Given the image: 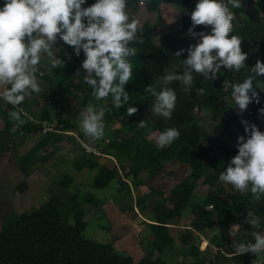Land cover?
I'll use <instances>...</instances> for the list:
<instances>
[{"label": "trees", "instance_id": "1", "mask_svg": "<svg viewBox=\"0 0 264 264\" xmlns=\"http://www.w3.org/2000/svg\"><path fill=\"white\" fill-rule=\"evenodd\" d=\"M95 2L96 0H87L82 7ZM143 2H148L157 19L155 23L148 22L138 27V41L142 42L134 40L129 44L136 52L127 58L133 67L130 80L124 85L129 100L122 108L114 106L111 94L101 100L91 95L92 88L83 80V76L87 75L82 68L84 53L81 51L77 57L68 45L58 54V59L64 65L52 68L46 56L41 57V63L37 66V76L53 84L56 91L31 93L20 105L40 119L55 120L56 117L59 123L64 124L65 130L78 128V120L87 116L86 109L89 105L97 112L101 107L108 109L103 123L109 130H113L112 142L106 145L107 137L103 136L98 139L97 144L103 146L104 152L114 160L83 155L76 167L80 171L84 168L98 169L93 182L96 189L107 188L113 180H117L123 190L130 189L127 180L128 176H132V185L141 191L145 202L151 201L153 205L152 200L157 199L153 212L158 223L150 227L155 236L153 246L160 252H163V247L172 243L166 224L180 216L191 204L195 215L193 226L197 231L218 225L220 236L214 238L215 245L235 242L237 239L234 237L238 235L231 231V227L238 225L240 239L236 242L247 246L250 240L255 239L253 233L264 235V193H257L260 197L257 200L250 192V185L248 191L240 192L232 185L220 182L219 175L226 172L232 158L238 154V137L244 136L245 140L248 138L244 131L246 125L242 121H246L247 125H256L264 133V114L261 113V109H264V87H258L264 84V77L256 76L251 71L257 60L264 64V0H237L242 5L239 9L232 8L228 0H220L235 14L229 38L232 35L241 38V53L247 54L244 67L239 72L221 67L214 79L211 78V72L208 73L209 79H206L193 71L190 91H185L182 81L174 80L167 85L177 96L170 119L154 113L156 97L145 89L151 87L159 94L165 87L163 77L172 74L174 67L177 68L174 74L183 75L182 62L188 58L189 47L199 39L187 35L192 26L191 14L198 0H126L125 11L129 22L134 20L133 15ZM175 2L189 14L182 16L179 29L170 32L166 17L171 13ZM3 6L4 0H0V8ZM193 31L208 33L211 28L200 25ZM58 37L56 42L59 41ZM182 49L183 54L175 56ZM42 66L48 68L45 75L39 71ZM249 75L254 77L253 87L248 93L250 103L240 112L230 86L233 83L242 84ZM225 80L229 84L227 88L224 87ZM200 89H203V93ZM252 91L258 93V104L252 98ZM72 94L79 97V101L72 112H65L63 102ZM121 101L123 102V96ZM37 107L40 108L39 115L35 111ZM129 107H135L137 111L129 115ZM12 111L15 109L10 107L8 117ZM207 111L220 114V132L213 133L205 128L201 114ZM66 113L70 115L66 116ZM141 122H145L144 128L139 126ZM169 128L177 129L179 138L160 148L156 139ZM26 129L34 131L31 125H27ZM78 135L85 139L84 133L80 132ZM119 138L121 142L118 141ZM178 167L180 170H190V174L170 189L167 195L154 188L142 190V174H148L150 180L170 179L176 175L174 169ZM64 180L63 188H69L73 179L66 176ZM205 186L214 188V191L207 198L198 197L196 190ZM76 193L69 204L53 198L31 212L15 214L5 220L0 227V264H134L131 257L120 254L113 245L85 238L87 223L80 209V191ZM128 194L131 196V191ZM84 200L94 208L101 207V203L91 195H87ZM160 212L163 214L160 215ZM70 216L74 219L72 224L68 221ZM257 218L259 227H254L251 221ZM187 234L191 235L192 232Z\"/></svg>", "mask_w": 264, "mask_h": 264}, {"label": "clouds", "instance_id": "2", "mask_svg": "<svg viewBox=\"0 0 264 264\" xmlns=\"http://www.w3.org/2000/svg\"><path fill=\"white\" fill-rule=\"evenodd\" d=\"M86 2L87 0H4V6L0 8V86L10 85L4 87L3 91V98L8 104L18 106L26 96L42 91L36 76L42 53L47 55L52 68L64 65V62L53 55V45L58 36L72 47L77 57L83 51L82 68L87 72L83 80L92 88L93 97L101 100L111 94L117 109L128 102L129 94L124 91V85L130 80L133 65L127 58L136 52L129 44L134 40L138 41L139 21L129 22L125 11L126 0H96L94 4L82 7ZM228 4L235 9L242 7L237 0H228ZM234 18L235 14L220 0H198L191 14L192 26L187 35L199 39L189 47L188 58L182 62L183 75H165V87L159 94L151 87L145 89L156 97L155 114L171 118L177 96L167 85L174 80L182 81L185 91H190L193 71L206 79H209L208 73L211 72V78L214 79L221 67L235 69L237 72L244 67L247 54L241 53V38L237 35L229 38ZM200 25L210 26L211 31L194 32L193 29ZM183 51L177 52L175 56L179 57ZM251 71L256 76L264 77V64L257 60ZM253 79L249 75L242 84L233 83L230 86L240 112L250 103L248 93L253 87ZM224 87H229L227 80ZM258 87H264V84ZM199 91L203 93V89ZM252 98L259 103L256 91H252ZM22 111L9 113L10 118L18 122L17 126L24 123L21 119ZM86 111L87 116L78 121L81 130L94 139L102 138L105 128L103 117L108 109L101 107L97 112L89 105ZM136 111L135 107L127 109L129 115ZM261 113L264 114V109H261ZM242 123L246 125L244 131L248 138L245 140L244 136L238 137V154L232 158L226 172L220 173L219 181L232 185L240 192L248 191L250 185V192L259 200L260 197L256 194L264 193V133L254 124L247 125L246 121ZM139 126L144 128L146 124L141 122ZM179 135L175 128L166 129L159 134L156 143L163 148L178 139ZM251 223L254 227H259L258 218ZM253 235L256 243L249 246L241 243L236 254L248 251L249 248L255 253L264 250V236L256 233Z\"/></svg>", "mask_w": 264, "mask_h": 264}, {"label": "crops", "instance_id": "3", "mask_svg": "<svg viewBox=\"0 0 264 264\" xmlns=\"http://www.w3.org/2000/svg\"><path fill=\"white\" fill-rule=\"evenodd\" d=\"M47 84L41 85L42 91L54 93L56 87ZM4 87L6 86H0V90ZM5 108L0 101V227L13 215L37 209L53 198L64 202L71 201L73 193L79 191L75 184L81 187L84 184L78 177L84 170L79 171L75 168L83 156L73 139L74 135L84 133L79 123L77 129L42 135L35 129L32 132L26 129V118L21 117L24 123L17 126L18 122L7 116L8 111ZM37 109L40 108L37 107L35 110ZM82 120L81 118L78 121ZM90 138L85 134L84 140ZM97 141L98 139L96 144ZM67 166L73 168L70 173ZM179 171V167L174 169L176 174ZM70 175L73 182L69 188H63L64 178ZM147 178L150 180V177ZM145 180H142L143 188L149 186V183L146 184L149 181ZM178 183L173 184L172 178L164 180L157 178L148 188L157 189L167 195ZM70 187H74V190H70ZM143 188V191L146 190ZM122 199V202H116L117 199L101 200V207L111 220L113 241L110 244L120 254L131 257L134 264H254V262L264 264V250L255 253L249 248L248 251L236 254V249L240 245L236 242L240 239L238 238L240 226L231 227V231L238 235L234 237L237 240L232 242L231 248L229 245L226 246L225 242L223 246H217L214 238L220 236L218 225L214 224L209 229L197 231L193 226L195 215L192 211L187 214L184 212L166 224L172 243L163 247V252H160L153 246L155 236L150 227L158 223L153 212V205L157 203V199L150 198L153 202L151 205V201L145 202L141 191L137 197L127 195ZM162 214L160 212V215ZM187 232L192 234L188 235ZM202 238L209 239V242H204ZM255 243L256 239L250 240L247 246ZM218 247L233 253V256L221 254L217 251Z\"/></svg>", "mask_w": 264, "mask_h": 264}, {"label": "rangeland", "instance_id": "4", "mask_svg": "<svg viewBox=\"0 0 264 264\" xmlns=\"http://www.w3.org/2000/svg\"><path fill=\"white\" fill-rule=\"evenodd\" d=\"M166 13L168 12L166 11ZM188 14L189 12L187 10H185L178 2H175L173 4V7H171V13L166 17V23L168 24L169 31L174 32L175 30L179 29L182 24L181 22L182 16L188 15ZM133 19L139 21L138 27H142L148 22L155 23L157 16L155 13L151 11L148 2H143L140 4L137 12L133 15ZM58 39L59 41L53 45V55L56 59H58V54L60 50L62 48H65L66 46V44L59 37ZM46 56L47 55L44 53L41 54V57L45 58ZM40 69L39 71H41V73H43L44 75L48 72V68L46 67L44 68L41 67ZM176 70H177L176 67L172 68L171 70L172 74H174ZM37 82L39 83L40 86L42 84L48 85L47 83L51 84L47 80L39 79L38 76H37ZM68 97H69L68 100L63 102V105L65 106L64 107L65 112L66 111L72 112L73 109L76 107L75 105L79 101L78 100L79 97L74 96V94ZM36 112L40 113V110L37 109ZM69 115L70 114L66 113V116H69ZM201 115H202L201 120L205 128L208 131L217 133L222 130L221 116L219 113L215 111H207V112L202 113ZM263 120H264V116H263ZM55 121H58L56 117H55ZM107 135H108V138H111V136H113V130H109V128L105 127L104 136H107ZM90 140H87V141L92 144H96L95 143L96 139L91 137ZM128 166L129 165H127L126 168H128ZM75 168L77 169V167ZM67 169H68V173H70V170H73V168H70L69 166H67ZM97 173H98V169L90 170L88 168H84V171L82 172V174H78V177H80L82 182L84 183L82 185L83 188L75 184L76 189L80 191V193H78L79 198H80L79 199L80 209L83 211L84 216H85V221L87 223V228L84 232V236L85 238L89 240H94L99 243L111 245L110 243L111 241H113V233H112V228H111V220L109 219V217L106 216L107 213L104 212L102 207L94 208L93 205L86 203L84 198L87 195H91L95 201L97 202L99 201L100 203L106 200L109 201V199H117L116 202H122L123 197L127 195L129 196L128 194L129 191H131V196H136V197L140 195V191L134 188V185H132L133 184L132 176H128V180H127L128 184L130 185V189L126 188L125 190H123L120 186V183L117 180H113L112 183L107 188L96 189L95 187H93V182H94V179ZM186 174L189 175L190 170L188 171L180 170L178 174L171 176L170 178L173 179V184H176V182H180L181 180H183L187 176ZM147 176L148 174L146 173L142 174L141 180L146 179L145 181H149V182H146V184L149 183V186H150L153 180H148L149 178H147ZM149 186L147 185L143 189H148ZM71 189L74 190V187L73 188L70 187V190ZM213 191H214V188H211L208 186L200 187L199 189L196 190V195L205 196L207 198V196ZM76 192H74L73 195L77 194ZM70 202L71 201L65 202V203L69 204ZM33 210L35 209H32L31 211ZM191 211H192V204L188 208H186L185 211H183L182 213L185 212V214H187L188 212H191ZM68 221L71 224L74 223L73 216H70L68 218ZM226 246H228V244Z\"/></svg>", "mask_w": 264, "mask_h": 264}, {"label": "built area", "instance_id": "5", "mask_svg": "<svg viewBox=\"0 0 264 264\" xmlns=\"http://www.w3.org/2000/svg\"><path fill=\"white\" fill-rule=\"evenodd\" d=\"M257 1V0H255ZM3 91L0 90V101L3 102L4 106L6 107L7 111H9L10 107H13L15 111L20 112L22 109L21 117L27 119V125H31L34 127L36 131L41 133L42 135H47L50 133H64L67 130L64 128V124L59 123L58 121L55 120H50V119H40L38 117L33 116L30 114L28 111H26L21 105L14 106L11 104H8L4 98H3ZM74 142L77 144L81 154L86 155V156H97V157H107L110 159H113L111 156L107 155L104 152V147L100 146L98 144H92L82 138H80L78 135H74ZM119 142H121V138L118 139ZM111 138H106L105 139V144L109 145L111 144ZM114 160V159H113ZM204 242H209V239L202 238ZM228 247L231 248L233 246V243H228ZM217 251H219L221 254L227 256V257H232L233 253H228L226 249L222 248H217ZM227 264V263H226Z\"/></svg>", "mask_w": 264, "mask_h": 264}]
</instances>
